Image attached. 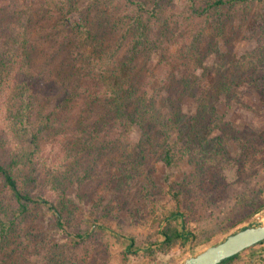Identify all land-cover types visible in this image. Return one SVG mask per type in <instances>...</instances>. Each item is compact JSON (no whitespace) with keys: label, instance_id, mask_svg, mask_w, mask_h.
Returning a JSON list of instances; mask_svg holds the SVG:
<instances>
[{"label":"trees","instance_id":"obj_1","mask_svg":"<svg viewBox=\"0 0 264 264\" xmlns=\"http://www.w3.org/2000/svg\"><path fill=\"white\" fill-rule=\"evenodd\" d=\"M8 2L6 8L11 12L2 32L6 37L0 41V89L6 86L13 95L11 136L28 143L32 150L29 156L39 154L41 137L52 130L69 144L91 150L94 147L97 154L90 157L94 167L66 172L65 178L60 176L72 179L79 189L91 178L96 159L103 155L117 159L112 168L121 177L119 190H131L144 178L138 196L145 201L142 211L149 212L154 231L139 240L113 231L92 216L72 227L70 200L57 176L50 180L59 188L54 204L42 191L47 177L29 157L25 158L29 171L22 176L19 165L23 160L11 161L10 165L0 160V264L11 255L26 258L24 232L33 211L48 215L52 227L61 233L69 228L74 248L93 241H113L121 245L123 261L165 264L162 260L173 250L195 248L226 237L264 209V119L260 131L250 127L234 131L221 114L222 108L239 104L233 92L239 84L257 94L264 110V56L253 63L246 58L225 63L218 62L211 53L230 16L250 13L256 5L258 20L253 23V32L264 35V0H120L116 4L121 3V14L113 13L115 0H106L93 17L90 11L82 15L75 0H45L40 13L55 22L50 29L43 27V40L38 38L37 44L29 25L24 23V11L16 7L15 0ZM177 4L182 5L183 12L178 11ZM185 14L183 25H188L190 35L179 44L180 18ZM113 37L117 38L114 43L107 42ZM45 40L50 43L52 60L65 61L59 64L52 80L54 88L67 93L59 100L60 106L66 107L61 117L60 106L46 109V100L38 107L34 105L41 72L45 71V67L36 69L41 52L37 46ZM124 42L128 58L118 63L116 53ZM166 45L176 47L172 61L177 66L178 80L167 82V78L158 77L155 80L159 84L154 89V80L139 83L138 76L132 74L137 60L150 59L154 51L156 54ZM247 67L252 68V73L239 83L237 73L244 77ZM168 76L174 77L169 71ZM94 81V86L86 87L90 91L81 106L85 110L82 114H97L94 122L68 132V109L73 108L76 98L73 91ZM172 83L176 87L174 95L170 93ZM185 98L195 105L192 113L181 109ZM229 142L238 148L236 156L229 153ZM68 153L73 157L71 149ZM151 154H158V160L168 170L184 168L176 181L167 180L169 202L165 206L156 201L154 180L144 172ZM195 193L207 214V220L199 226L193 225L192 211L185 204V197ZM140 213L141 210L131 211V217L138 220ZM237 256L221 264H231Z\"/></svg>","mask_w":264,"mask_h":264},{"label":"rangeland","instance_id":"obj_2","mask_svg":"<svg viewBox=\"0 0 264 264\" xmlns=\"http://www.w3.org/2000/svg\"><path fill=\"white\" fill-rule=\"evenodd\" d=\"M44 1L15 0L16 7L24 11V23L29 25V32L36 41L38 38V41L43 40L41 38L43 27L50 29L55 22V19L51 16L40 13L39 8ZM116 1L120 0H115L113 13L121 14V3L117 5ZM201 1L210 2L212 0ZM75 2L76 7L81 9L82 15L90 11V15L93 17L100 12L106 0H75ZM9 5L8 0L0 1V41H4L6 37L2 32L10 17L9 13L11 10L6 8ZM176 7L179 12H183L181 4H177ZM258 8L259 6L256 5L252 7L250 13L238 12L230 16L232 19L226 22V28L222 36L215 42L217 43L216 50H210L218 62L227 63L229 60H233L236 63L246 58L245 61L253 63L257 61V57L264 56V35L254 34L253 32L255 31L253 23L258 20ZM185 16L186 14L180 18L181 24L179 32L177 31L179 44L185 42L187 34L190 35L188 25H183L186 23L183 20ZM116 40L117 38L113 37L107 42L111 41L114 43ZM39 48L41 52L36 60V69L38 71L45 67V71L41 72L40 84L36 92L37 101H35L34 105L38 107V104L46 100L44 107L47 109L48 106L50 110L60 106L59 100L63 95L67 97V93L64 90L59 92L53 87L52 81L59 64L65 61L63 59L52 60V49L47 40L40 41L37 46V49ZM125 48L126 42L122 44L120 50L116 53V62L123 63L128 58ZM113 49L116 50L115 48ZM82 52L79 51V53ZM110 52L111 50L108 54ZM154 52L148 60L138 59L132 70V74L138 76V81L141 84L154 80L153 89L159 84L155 80L158 77L167 78L165 79L167 82L171 79L178 80L177 66L173 65L172 61L176 53V47L166 45L156 50V54ZM88 53H91V51ZM74 68H76V63ZM168 71L174 77L169 78ZM234 71L239 70L235 69ZM245 73L244 77L237 73L239 75V83L244 82L243 78L248 79L250 77L252 68L247 67ZM94 84L95 81L94 83L88 82L86 86L81 84L78 89L73 91L76 98L74 99L73 108L70 107L68 109V123L69 127H71L68 132L72 129L86 128L94 122V116L97 114H82L85 110L81 107L83 100L88 95V91H90V89L87 91L86 87L90 88ZM174 85L175 83L171 85L174 89L170 91L172 95H174L176 90ZM67 92L69 93V90ZM233 92L238 96L239 104L231 109L222 108L221 114L225 116L224 121L229 123L234 131H242L246 127L260 131L263 126L264 110L258 101L257 94L252 89L245 87L244 84L234 87ZM12 96V93L7 91L6 86L0 89V160L2 163L10 165L11 161L23 160V165H19V175L22 176L29 171V165L25 160V158L29 157L34 164H37L41 175L47 177L45 180L47 183L44 184L42 191L54 204L57 203L59 188L57 184L51 183L50 180L57 176L59 179L56 180L63 183L65 195L70 200L69 210L71 211L70 223L72 227L80 226L84 218L92 216L99 218L113 231L126 233L139 240L144 239L146 235L154 231L153 223L148 218L149 212L147 210L142 211L145 201L138 196L141 191L140 187L144 183V178H140L131 190H129V187L119 190L117 186H119L121 177L112 168V163L117 159H111L108 155H103L101 159H96V169L93 170L91 178L87 179L81 189H79L72 179L64 180L62 178L66 177V172H81L86 166L94 167L91 165L90 159L94 154H97L94 147L91 150L79 144H69L65 138L56 135L52 130L41 137L39 154L29 156L32 150L28 143L16 140L10 134L12 122L9 115H13L11 108ZM181 102V109L184 113H192L194 111L195 105L191 100L185 98ZM60 107L62 109H58V115L61 117L65 113L66 107L65 105ZM73 135L75 136V134ZM94 146L97 147L96 145ZM227 148L232 156L238 154V148L235 144L229 142L227 143ZM69 149H71L73 157H70ZM157 156L158 154L149 156L144 172L145 175L154 180L156 201L165 206L169 202L167 180L169 179V183L176 181L182 175L184 168L180 167L174 172L168 170L158 160ZM60 176L62 177L61 179ZM16 178L18 179L17 176ZM18 182L20 183V179H18ZM199 198L197 193L185 197V204L192 211L190 218L194 226H199L207 220L206 208L202 206ZM134 210H141L140 219L138 218L137 220L131 217V211ZM262 224H264V209L230 234L246 227ZM67 230L69 231V228L65 230L66 233H61L52 227L48 215H44L40 211H33L24 232L25 240L28 244L26 258L22 259L11 255L10 257H5L3 259L4 262L1 264H146L144 261L132 259L123 261L120 255L122 247L121 245L113 244V241L110 243H106L105 240L93 241L84 247L74 248ZM226 237L218 238L210 244L195 248L187 246L184 250L175 249L162 261L165 264H181L186 258L221 242ZM57 257H60V259H56ZM231 264H264V242L262 245H256L240 253Z\"/></svg>","mask_w":264,"mask_h":264},{"label":"water","instance_id":"obj_3","mask_svg":"<svg viewBox=\"0 0 264 264\" xmlns=\"http://www.w3.org/2000/svg\"><path fill=\"white\" fill-rule=\"evenodd\" d=\"M262 242H264V224L246 227L198 254L186 258L181 264H221Z\"/></svg>","mask_w":264,"mask_h":264}]
</instances>
